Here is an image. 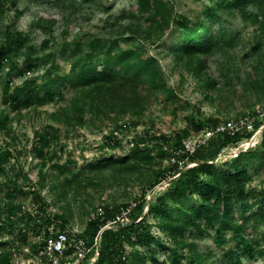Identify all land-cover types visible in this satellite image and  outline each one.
Segmentation results:
<instances>
[{
	"label": "trees",
	"instance_id": "obj_1",
	"mask_svg": "<svg viewBox=\"0 0 264 264\" xmlns=\"http://www.w3.org/2000/svg\"><path fill=\"white\" fill-rule=\"evenodd\" d=\"M95 2L107 10L112 7L104 0ZM15 4L16 0H0V16L8 5ZM191 4H201V7L182 10L176 0H133L129 5L127 22L113 21L117 27L114 35L94 33L89 37L80 35L71 39L67 29H62L57 39L53 35L55 20L39 17L33 24L45 35L37 47V51L44 53L34 61L28 49L24 59L18 60L15 55L28 40L22 31L6 26L0 39V81L3 70L10 73L14 69L20 83H15V77L4 82L3 102L10 111L20 113L25 108L64 100L51 113V119L67 126H81L88 116L91 123L95 119L111 118L116 126L125 116L141 117L153 102H164L176 96L174 89L167 84L156 56L144 47L147 41L152 44L163 38L169 43L164 40L157 43V47L170 52L174 63L181 69V78L195 77L201 88L208 91L206 97H209V91L217 85L209 60L217 61V55L230 58L228 51L239 41L238 31L227 28L234 18L255 27L252 45L243 53L249 56L252 70L245 71L242 85L244 90H251L261 101L264 96V0H191ZM49 46L53 51H45ZM56 48L58 54L65 56L66 71L53 61ZM231 61L227 62L231 64ZM42 62L50 63L38 75L28 74ZM224 70L227 72L220 71V75L225 79L229 70L226 67ZM65 90L69 94L67 98ZM217 100L221 102L222 96ZM253 108L242 110L233 117L186 116L190 125L173 134L145 130L131 138L130 146L122 156L101 158L80 169L72 167L69 159H58L55 150L48 152L52 137L55 135L59 140L60 129L51 123L44 125L41 131H35L29 152L42 165L48 162L54 171L39 169L36 188L33 186L25 191L33 196L34 213L18 212L19 205L10 202L15 198L16 177H9L4 183L0 179V189L2 185L8 188L5 197L10 202L0 210V233L9 236V239L0 240V264H12L13 250L20 247L30 246L34 253L37 251L34 249L36 244L28 239V230L47 237L56 219L61 221L59 229H66V215L48 212L50 204L41 194L46 185L59 201L68 204L70 200L80 203L90 185L99 186L107 178L124 185L136 182L142 187L145 197L156 184L175 172L179 173L178 176L152 195L153 203L148 208L151 223H147L144 217L135 219L143 209L138 200L133 203L129 224L101 230L120 207L130 203L109 205L101 201L96 206L103 209V214L90 218L96 206L90 210L81 202L86 223L77 236L83 239L89 251L75 264L85 263L91 254L90 249L95 247L97 236L99 250L93 264H205L208 253L198 251L194 238L204 236L208 228L213 230L217 244L225 243L224 233L227 231L237 239L234 248L224 252L225 264H241L244 258L264 257V242L261 244L247 237L260 223L264 230V187L255 193V210L247 201L250 193L254 192L249 187L248 167L264 164V131L259 147L240 151L230 160L213 161L219 149L234 146L250 132L214 134L205 145L188 155L184 165L189 162L192 163L190 166L179 167L176 161L170 160L171 156L179 158L174 152L182 141L199 132L203 126L245 115ZM7 117L5 115L0 120V128L6 127ZM260 122L256 121L255 126ZM107 137L113 136L109 134ZM13 157L9 149L0 151V174L6 173L2 164ZM254 157L259 161H251ZM53 158L57 159L53 161ZM163 159L167 162L164 165L161 164ZM192 198L194 202H187ZM236 207L240 210L239 216L234 214ZM150 225L160 234L151 231ZM160 252H166V257L158 256ZM71 254L70 249L65 250L59 258L61 264H72L75 256L70 257ZM46 262L50 264V261Z\"/></svg>",
	"mask_w": 264,
	"mask_h": 264
},
{
	"label": "rangeland",
	"instance_id": "obj_2",
	"mask_svg": "<svg viewBox=\"0 0 264 264\" xmlns=\"http://www.w3.org/2000/svg\"><path fill=\"white\" fill-rule=\"evenodd\" d=\"M105 3L112 4L110 9H105L98 6L95 0H16L15 5H8L7 9L0 16V39L3 37L2 33L6 26H12L22 31L23 36L28 40L24 48H20L16 55L21 61L25 57V53L32 52V60L43 55V51H37L40 41L45 37L44 33L38 28L34 27V21L39 17L53 18L55 20L53 35L59 38V32L62 29L69 31V38L73 36L84 35L89 37L94 33H109L114 35L116 23L127 22L129 5L133 0H104ZM182 10L192 8L199 9L201 4H191V0H176ZM125 15L126 17H123ZM228 29L238 31V44L230 48L229 57L217 55L216 60H209V65L212 75L217 80L216 87L213 91H209V97H206L207 90L201 88L200 82L193 76L188 75L181 78V69L174 60L167 49L157 47V43H161L165 38L160 39L159 42L150 43L147 41L145 48L148 53L154 54L158 60L160 67L163 69L167 84L175 91L176 96L167 99L164 102H153L150 109L146 111L141 117L125 116L118 122V126L114 124L111 118L104 117L102 121L95 119L94 123L87 121L81 126L64 125L60 122L52 121L51 113L56 108L64 103V100L58 102H48L43 106L35 108L22 109L20 113L12 112L2 100V87L4 82L10 77H15V83H20V80L15 76V70L10 73L2 72L0 81V120L5 115L6 127L0 128V151L9 149L13 152L14 157L10 161L2 164L6 173L0 174L1 182L4 183L9 177L14 178L15 183V198L10 202L18 204V212L30 211L34 213L35 209L32 205L33 196L25 193L28 188L32 189L38 179V171L49 168L50 173L54 169L48 164L42 165L39 159L34 158L30 154V146L35 140V131H41L44 125L51 123L54 128H59V140L54 135L52 137L51 146L48 147V152L55 150L58 159L71 160V166L77 169L85 167L90 162H94L101 158H108L110 156H122L130 146L131 138L138 133L145 130L159 131L165 134H173L180 132L183 128L190 125L186 116H194L197 118H206L208 116L219 117H233L237 116L240 111L250 110L256 105L264 104V96L261 101L251 90H244L242 81L245 77V71H251L252 68L249 63V56L243 53L250 49L252 45V37L254 33V26L250 24H243L239 18H234L227 26ZM114 32V33H113ZM166 41V40H165ZM168 44L169 41L167 40ZM164 43H162L163 45ZM51 45L53 43L51 42ZM28 49V50H27ZM45 51H53L52 46H49ZM54 62L59 64L65 71L68 69L65 56L58 54V48L54 50ZM231 53L234 56H231ZM231 61L229 64L227 61ZM50 62L40 63L37 69L29 71V75H38ZM229 71L228 77L223 78L220 71ZM264 88V84H263ZM221 93V94H220ZM222 96V101L218 102V96ZM64 96H69L68 92L64 91ZM120 126V127H119ZM119 127V128H116ZM53 130V132H55ZM58 131V130H57ZM262 131L264 127L256 132L251 139L241 140L233 145L219 149L213 159L216 160H230L237 156L240 151L256 149L259 147L262 138ZM112 134L110 139L107 137ZM57 158H53L55 161ZM251 161L258 162L259 159L253 158ZM166 160H162V165L166 164ZM188 166L192 163H187ZM187 167V166H186ZM226 167H229L227 165ZM248 173L251 177L249 187L251 192L247 201L253 205L255 210V193L264 187V164H256L248 167ZM175 172L162 180L159 184L146 193L143 197L142 187L136 182H130L127 185L120 184L112 178H107L102 181L99 186L90 185L87 188L83 199L80 203L70 200L69 204L66 201H59L55 193H53L47 185L41 189V194L44 195L46 201L50 206L48 212L63 213L67 216L65 228L69 229L72 234H79L85 226L86 216L83 214L81 202L83 207L90 209L92 206L100 205L101 201L107 204L115 203L123 205L125 203H134L140 201L142 210L135 217L136 220L146 218L147 223H151V216L149 206L153 203V193L163 190L175 177L178 176ZM47 180H50V174L47 175ZM47 181V182H48ZM7 187L4 185L0 189V210L5 209L6 205L10 203L5 197ZM194 202V199H189L187 202ZM234 214L240 215L239 208H235ZM131 219H133L131 217ZM130 220V219H129ZM252 218L249 220L251 221ZM259 222L260 220L257 219ZM61 221L56 219L52 223V229H59ZM151 231L159 233L157 228L150 225ZM28 239L30 243H35L34 249L43 243L46 236H38L35 231L28 230ZM249 239H254L259 243H263L264 230L263 224H258V228L247 234ZM225 243L217 244L213 238V230L208 228L204 236L194 238L195 245L198 251L208 253L205 264H225L224 252L227 249L234 248L237 239L233 237L232 233L227 231L224 233ZM9 239L6 233H0V240ZM96 246L90 249L84 264H93L97 259L99 250V240ZM166 252L158 253L161 258L166 257ZM12 264H38L34 257V250L30 246L20 247L19 250H13ZM241 264H264V257L244 258Z\"/></svg>",
	"mask_w": 264,
	"mask_h": 264
},
{
	"label": "built area",
	"instance_id": "obj_3",
	"mask_svg": "<svg viewBox=\"0 0 264 264\" xmlns=\"http://www.w3.org/2000/svg\"><path fill=\"white\" fill-rule=\"evenodd\" d=\"M260 120L259 125L255 126L256 121ZM264 127V104L256 105L251 112L236 118H226L220 119L215 125H205L203 128L193 134L192 136L184 139L182 145L177 149L174 154H178L179 158L170 157L171 162H177L179 167L188 166L185 164V159L188 155H191L199 147L205 145L214 134H227L234 135L240 132H250L248 137L243 138V140L251 139L253 135L260 129ZM235 148V146H233ZM159 184V183H158ZM133 203L126 206L120 207V209L113 215V217L107 221L102 227L104 228H117L123 227L130 222V213L133 207ZM103 209L100 206H96L90 213V218H94L96 215H102ZM45 238L43 245H40L37 251L34 253V257L38 264H46V261H50V264H61L60 256L67 249L72 251L75 256L74 260L71 262L75 264L84 259L89 251V248L84 243L83 239L75 234H72L68 229H52ZM99 236L95 239L96 249L98 247L97 241Z\"/></svg>",
	"mask_w": 264,
	"mask_h": 264
}]
</instances>
